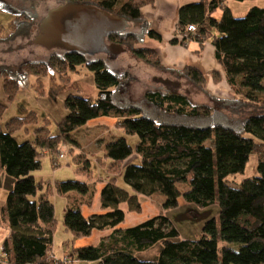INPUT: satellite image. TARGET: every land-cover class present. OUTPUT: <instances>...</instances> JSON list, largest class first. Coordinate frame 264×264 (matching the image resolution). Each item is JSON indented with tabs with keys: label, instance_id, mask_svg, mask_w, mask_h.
Returning <instances> with one entry per match:
<instances>
[{
	"label": "trees",
	"instance_id": "16d2710c",
	"mask_svg": "<svg viewBox=\"0 0 264 264\" xmlns=\"http://www.w3.org/2000/svg\"><path fill=\"white\" fill-rule=\"evenodd\" d=\"M65 2L92 4L125 18L129 25H137L135 31L108 34L105 41L120 49L127 47L155 68L174 74V78L157 77L156 87L144 89L141 101L132 102L127 99L126 88L136 77L128 71L111 72L103 59L88 60L85 52L67 48L63 54L51 53L46 61L20 63L21 76L45 75L50 66L62 71L84 64L94 74L97 96L92 101L68 94L64 99L66 114L58 122L56 135L50 134L47 120L44 125L30 127L36 122L33 112L11 117L0 127V168L12 182L1 209L10 235L2 244L7 259L0 264H69L53 256L56 219L51 197L70 191L81 199L65 207L66 230L79 238L90 236L94 230L113 229L97 245L71 248L70 258L92 264H264V112L249 115L236 126L212 122L216 113L209 103H198L182 93L180 79L207 93L205 78L190 65L181 69L163 66L154 49L142 46L146 38L160 40L140 13V7L152 0ZM225 2L198 0L181 5L177 28L183 39L209 36L215 59L236 93L232 100L212 98L215 102L230 110L252 106L264 111V5L252 6L245 15L235 17ZM218 8L222 9L221 16L214 17ZM27 16L18 24L15 19L7 26L0 25V41L28 30ZM190 24L196 26L194 33L187 30ZM14 26L19 29L13 30ZM7 28L11 29L9 33ZM0 74L6 98L12 99L20 87V77L11 76L4 65H0ZM5 109L6 104L0 102V120ZM111 114L118 117L116 126L126 134H136L138 141L134 145L124 137L103 141L102 154L97 157L108 176L99 194L102 211L84 215L81 206L91 203L96 182L36 180L31 172L40 168L45 154L58 166V154L67 142L74 147L70 151L78 148V141L71 136L73 130L93 118ZM20 130L32 132V138L18 142L14 133ZM208 139H212L211 145L205 144ZM252 153L258 157V175L245 178L238 186L228 184L226 177L242 173ZM132 155H137V162L125 163ZM70 156L76 170L91 178L90 159L79 151L70 152ZM120 174L126 187L117 183ZM156 192L165 196V209L176 207L180 196L197 206H207L217 194L219 229L215 218H210L199 238L182 239L163 211L137 225L118 227L125 219L120 204L139 212L138 195ZM219 238L224 241L221 246ZM158 243L157 257H141Z\"/></svg>",
	"mask_w": 264,
	"mask_h": 264
},
{
	"label": "rangeland",
	"instance_id": "374dc122",
	"mask_svg": "<svg viewBox=\"0 0 264 264\" xmlns=\"http://www.w3.org/2000/svg\"><path fill=\"white\" fill-rule=\"evenodd\" d=\"M66 0H0V23L7 26L10 22L17 19V24L24 21L28 14L27 22L30 23L28 30L20 31L10 39L0 41V65L8 67L12 72L11 76L18 74L20 77V87L12 99H7L2 88V76L0 74V102L6 104L5 112L0 120V127L3 128L4 123L11 117L25 116L27 113L33 112L35 124L30 127L44 125L45 120L48 122L50 134L56 135L59 133L58 122L66 114L64 107V99L68 94H77L89 98L94 101L97 96V90L94 83V74L84 64L77 65L74 69L67 67L62 71L50 66L45 75L37 76L29 74L21 76L20 63L26 60L46 61L51 53L63 54L67 47L49 31L47 17L50 13L55 12L61 7ZM206 1V0H205ZM225 5L231 10L235 17H240L246 14L249 6H262L264 0H226ZM222 9L218 8L214 13V17L221 16ZM26 15V16H25ZM30 19V20H29ZM26 21V20H25ZM25 23V22H24ZM137 25H128L124 30L135 31ZM18 30V27L12 29ZM7 28V32L9 33ZM6 33H2L5 35ZM183 37V35H182ZM88 60L101 58L105 61L107 68L114 73L122 71L130 72L136 80L131 82L126 88L127 99L132 102H140L142 91L144 89H153L157 85V77L168 76L174 78V74L167 71L159 72L157 68L142 58L135 56L125 47L119 50L116 46H111L107 51H89L85 52ZM160 73V74H158ZM158 74V75H157ZM157 75V76H156ZM183 83L182 93L191 97L192 100L198 103L207 102L211 105L212 112L216 115L212 116L211 121L224 122L230 126L238 125L241 120L252 114H258L261 111L259 108L252 106L234 107L232 110L227 105L221 106L219 102H215L205 93L199 91L195 86L190 84L185 79H180ZM135 87V90L132 88ZM132 90V91H131ZM135 91V92H134ZM141 94V95H138ZM225 100V99H220ZM118 117L115 115H102L87 121L85 124L77 127L72 131L71 136L78 141L77 149L70 151L72 144L67 142L65 154L66 156L56 163L50 160L49 155L45 154L41 159V166L31 172L36 180L49 179L53 181L64 180H80L91 183L96 182L95 189L92 195V200L89 205L85 204L83 214L88 212H101L100 207V189L108 180L105 167L102 166L97 157L101 156L102 150L100 147L104 140L117 139L124 137L128 144L134 145L138 141L136 134H126L120 127L116 126ZM246 136H251L246 133ZM14 137L18 142L32 138V132L25 134L23 131H16ZM254 138V137H253ZM256 140V139H255ZM212 139L205 141L206 145H211ZM74 148V147H73ZM79 151L91 161L92 177L87 178L84 171L76 170V163L72 160L70 152ZM257 154H250L244 171L228 175L226 181L232 186H238L245 178H251L258 175L257 171ZM137 155H132L125 163L137 162ZM69 161V162H67ZM105 164H109L108 160H104ZM0 168V198L7 194L12 182ZM121 185H125L121 177L117 178ZM9 188V189H8ZM80 195L74 191L67 194H53L51 200L54 205V217L56 219L54 231V246H62L67 241V234L72 235L66 230L63 224V216L66 205L74 204L75 200L80 198ZM165 196L161 193H154L150 196L140 194L138 200L141 203L139 212L130 211L126 203L120 204V207L125 210V219L118 227H131L137 225L148 218L157 215L163 211L167 216L172 226L176 228L179 238L182 239H197L201 236L204 223L210 218H215L217 230L219 229V204L217 194L214 197V202L207 206H197L194 203L186 201L182 196L178 198V204L173 208H163L162 203ZM1 219V217H0ZM113 229L94 230L93 234L86 237L82 245H97L104 235L108 237ZM71 237H74L73 235ZM82 238V237H79ZM72 240L75 239L71 238ZM76 242V241H75ZM218 243L221 246L224 241L219 238ZM160 243L153 245L148 250L142 252L141 257L155 258L160 249ZM57 249V247H56ZM69 264H87L86 261L74 259Z\"/></svg>",
	"mask_w": 264,
	"mask_h": 264
},
{
	"label": "crops",
	"instance_id": "0c3cea01",
	"mask_svg": "<svg viewBox=\"0 0 264 264\" xmlns=\"http://www.w3.org/2000/svg\"><path fill=\"white\" fill-rule=\"evenodd\" d=\"M198 0H152L151 3H146L140 7V13L147 20L149 27L160 35V40L146 38L142 46L154 49L158 55L160 63L168 68L181 69L185 65H190L197 68L205 78V93L209 98L232 100L236 96L234 90L228 84L225 74L220 64L215 59L214 46L210 42L209 36L204 38H196L192 35L188 39H183L182 34L177 28L178 9L181 5ZM209 0H206L208 2ZM255 6V5H253ZM252 6H249V8ZM0 25H3L0 23ZM213 32V29H208ZM171 39L178 40L177 43H171ZM159 70V69H158ZM159 72H164L159 70ZM158 73V74H160ZM157 74V75H158ZM156 75V76H157ZM160 77V75H159ZM161 77H165L164 75ZM202 92V91H201ZM203 93V92H202ZM125 165V163H124ZM121 177L122 174L118 175ZM116 176V178H118ZM117 183L121 185L117 179ZM9 189V188H8ZM139 196V195H138ZM5 196L0 198V248L3 242L9 238L10 229L5 217L1 215V209L4 206ZM84 205L81 206L83 213ZM92 212H88L90 215ZM94 231H92L91 235ZM90 235V236H91ZM55 234H53L52 251L53 256L58 259L69 257L71 248L82 245L86 237L72 240V235H66L67 241L62 246H54ZM89 237V236H88ZM106 239L104 235L101 239ZM76 241V242H75ZM71 263L74 258H70ZM87 264H92L87 262Z\"/></svg>",
	"mask_w": 264,
	"mask_h": 264
},
{
	"label": "water",
	"instance_id": "95a60500",
	"mask_svg": "<svg viewBox=\"0 0 264 264\" xmlns=\"http://www.w3.org/2000/svg\"><path fill=\"white\" fill-rule=\"evenodd\" d=\"M47 18L49 31L67 48L81 52L109 50L105 37L129 25L125 18L95 5L71 2H64Z\"/></svg>",
	"mask_w": 264,
	"mask_h": 264
},
{
	"label": "built area",
	"instance_id": "2783aa9c",
	"mask_svg": "<svg viewBox=\"0 0 264 264\" xmlns=\"http://www.w3.org/2000/svg\"><path fill=\"white\" fill-rule=\"evenodd\" d=\"M187 30L194 33L196 31V26L194 24H190L187 26ZM65 149H66V145H64L63 150L59 152L58 159L61 160L62 158L65 157ZM6 259H7V253L5 252L4 248L1 247L0 248V263H3ZM62 260H66L70 262L69 257H64L62 258ZM25 264H28V263H25Z\"/></svg>",
	"mask_w": 264,
	"mask_h": 264
}]
</instances>
